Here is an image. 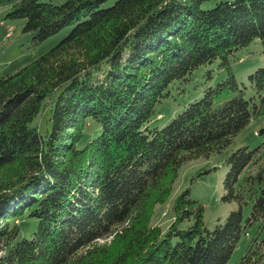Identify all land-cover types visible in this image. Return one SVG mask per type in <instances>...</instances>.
Returning <instances> with one entry per match:
<instances>
[{
    "label": "trees",
    "instance_id": "obj_1",
    "mask_svg": "<svg viewBox=\"0 0 264 264\" xmlns=\"http://www.w3.org/2000/svg\"><path fill=\"white\" fill-rule=\"evenodd\" d=\"M17 0L5 19L36 45L70 30L50 49L0 76V264H225L244 224L264 219V170L240 174L246 146L226 159L222 200L239 207L207 229L203 205L188 190L173 199V219L151 223L178 168L229 144L264 112V66L246 85L227 76L204 88L167 123L156 106L175 81L264 38V0ZM49 108L50 129L31 123ZM95 130L83 145L82 129ZM90 125V124H88ZM37 219L20 237L19 218ZM256 261L246 254L239 263Z\"/></svg>",
    "mask_w": 264,
    "mask_h": 264
},
{
    "label": "rangeland",
    "instance_id": "obj_2",
    "mask_svg": "<svg viewBox=\"0 0 264 264\" xmlns=\"http://www.w3.org/2000/svg\"><path fill=\"white\" fill-rule=\"evenodd\" d=\"M15 1L17 0H0V76L13 72L46 52L70 30V27H66L33 45L31 33L21 30L24 19L4 18L10 4ZM48 1L59 4L64 0ZM219 1L222 0H211L202 7H212ZM259 66H264V38H256L235 50L229 55L226 66L220 64L219 59L198 66L192 71L187 81H175L169 87L168 96L162 98L156 106L159 117L152 118L149 124L160 127L167 123L189 102L201 97L204 88L224 79L228 69L233 72L238 82L246 85L244 96L251 98L256 105H259V95L247 83L248 74ZM48 118L49 108L46 102L31 124L44 135L50 129ZM91 123L87 121L84 125L78 145H83L95 130ZM242 146H246L248 150H254V155L239 176L236 184L238 189L243 185V179L247 173L264 170V112L257 117H252L248 124L220 151L184 161L178 168L177 177L168 198L164 203L155 205L151 223L159 225L162 229L170 223L173 219L171 208L173 199L183 190H188L189 197L197 199L203 205V223L207 229L222 223L230 211L239 207L235 200L224 201L222 196L224 194L223 179L228 169L226 159L232 151ZM250 213L251 203L247 202L242 205V223L244 224L242 234L225 264L239 263L246 254L256 259L252 264H264V219L258 218L248 223ZM19 223V236L28 238L36 227L37 219L23 215L19 218Z\"/></svg>",
    "mask_w": 264,
    "mask_h": 264
}]
</instances>
